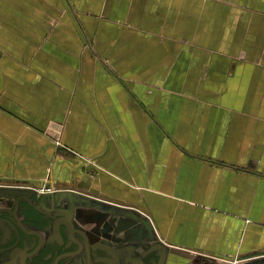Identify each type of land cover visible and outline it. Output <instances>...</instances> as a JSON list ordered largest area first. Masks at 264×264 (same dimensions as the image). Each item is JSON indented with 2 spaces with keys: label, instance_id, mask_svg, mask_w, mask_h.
Here are the masks:
<instances>
[{
  "label": "crops",
  "instance_id": "0c3cea01",
  "mask_svg": "<svg viewBox=\"0 0 264 264\" xmlns=\"http://www.w3.org/2000/svg\"><path fill=\"white\" fill-rule=\"evenodd\" d=\"M0 182L133 211L168 264L264 263V0H0Z\"/></svg>",
  "mask_w": 264,
  "mask_h": 264
},
{
  "label": "flooded vegetation",
  "instance_id": "af4514ba",
  "mask_svg": "<svg viewBox=\"0 0 264 264\" xmlns=\"http://www.w3.org/2000/svg\"><path fill=\"white\" fill-rule=\"evenodd\" d=\"M78 195L0 182V264H168L142 217Z\"/></svg>",
  "mask_w": 264,
  "mask_h": 264
},
{
  "label": "water",
  "instance_id": "95a60500",
  "mask_svg": "<svg viewBox=\"0 0 264 264\" xmlns=\"http://www.w3.org/2000/svg\"><path fill=\"white\" fill-rule=\"evenodd\" d=\"M146 224L149 226V228L151 229L150 223L148 220H146Z\"/></svg>",
  "mask_w": 264,
  "mask_h": 264
}]
</instances>
